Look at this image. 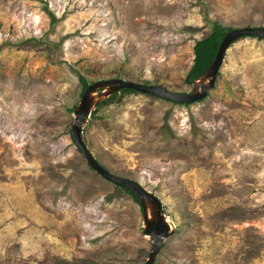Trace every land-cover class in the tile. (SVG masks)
Returning a JSON list of instances; mask_svg holds the SVG:
<instances>
[{
    "label": "rangeland",
    "instance_id": "374dc122",
    "mask_svg": "<svg viewBox=\"0 0 264 264\" xmlns=\"http://www.w3.org/2000/svg\"><path fill=\"white\" fill-rule=\"evenodd\" d=\"M214 22L264 26V0H0V264H144L139 201L72 138L79 78L190 92ZM113 94L80 134L161 202L153 264H264V39L235 40L193 103Z\"/></svg>",
    "mask_w": 264,
    "mask_h": 264
},
{
    "label": "water",
    "instance_id": "95a60500",
    "mask_svg": "<svg viewBox=\"0 0 264 264\" xmlns=\"http://www.w3.org/2000/svg\"><path fill=\"white\" fill-rule=\"evenodd\" d=\"M244 36L264 39V26L234 28L226 32L218 45L211 64L197 79L192 81V90L190 92H174L158 86L144 85L115 78L97 81L87 86L81 99L74 108L72 138L87 164L113 183L133 192L139 201L144 224L142 231L145 236H148L149 242L151 243V249L144 264L154 263L157 255L162 249L164 240L173 234V229L165 219L161 202L137 181L112 175L105 170L85 147L80 134L82 125L87 122L90 113L95 109L94 107L98 102L103 101L112 95V93H119L123 89L149 93L175 103L189 104L203 99L215 84L217 73L221 67L226 50L235 40ZM97 90L100 91L95 93ZM117 100H119V98H117Z\"/></svg>",
    "mask_w": 264,
    "mask_h": 264
},
{
    "label": "trees",
    "instance_id": "16d2710c",
    "mask_svg": "<svg viewBox=\"0 0 264 264\" xmlns=\"http://www.w3.org/2000/svg\"><path fill=\"white\" fill-rule=\"evenodd\" d=\"M231 30L230 27H223L219 23L214 22L212 24V29L210 33L203 39L197 40L194 45H193V64L190 67L189 71L186 73V76L184 78L185 82L188 84H191L194 79H197L206 69L207 67L211 64L213 61V58L216 54L218 45L223 38V36ZM80 83L82 84V90L87 87L86 82L84 81L83 78H79ZM123 93L128 92H134L133 90L130 89H123ZM115 94L109 96L110 99L113 97ZM102 102H105L102 101ZM101 104V103H100ZM129 194L132 195L133 199L138 203L137 197L129 190L125 189Z\"/></svg>",
    "mask_w": 264,
    "mask_h": 264
},
{
    "label": "clouds",
    "instance_id": "9594fccd",
    "mask_svg": "<svg viewBox=\"0 0 264 264\" xmlns=\"http://www.w3.org/2000/svg\"><path fill=\"white\" fill-rule=\"evenodd\" d=\"M120 93V92H119Z\"/></svg>",
    "mask_w": 264,
    "mask_h": 264
}]
</instances>
